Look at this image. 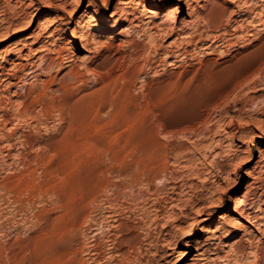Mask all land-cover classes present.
I'll list each match as a JSON object with an SVG mask.
<instances>
[{
    "label": "rangeland",
    "instance_id": "obj_1",
    "mask_svg": "<svg viewBox=\"0 0 264 264\" xmlns=\"http://www.w3.org/2000/svg\"><path fill=\"white\" fill-rule=\"evenodd\" d=\"M263 7L0 0V264H260Z\"/></svg>",
    "mask_w": 264,
    "mask_h": 264
},
{
    "label": "bare ground",
    "instance_id": "obj_2",
    "mask_svg": "<svg viewBox=\"0 0 264 264\" xmlns=\"http://www.w3.org/2000/svg\"><path fill=\"white\" fill-rule=\"evenodd\" d=\"M50 2L51 1H49V4H50ZM54 4V3H53ZM138 4H140V3H138ZM142 4V3H141ZM144 4V3H143ZM52 5V4H51ZM264 8V7H263ZM142 9V8H141ZM146 9V8H145ZM176 12L177 13H180L177 9H173V8H168L165 12H163V13H165V14H170L169 16H175L176 15ZM262 13V12H261ZM260 13V14H261ZM165 14H163V15H165ZM138 15V14H137ZM173 16V17H174ZM79 18V17H78ZM134 19V18H133ZM1 21H7V19L5 18V17H2L1 18ZM16 20H14V21H12V22H10L11 24L12 23H14ZM81 22H82V20L79 18V19H76V23H77V25H80L81 24ZM159 26V25H158ZM90 29V26L88 25V24H84L83 25V29H82V32L80 33V35L78 34V29L76 28V26H73L72 27V35L73 36H75V37H79V42H80V46L82 47V48H84V49H91V47L94 49V47L93 46H91V44H92V39H90V37H89V30ZM174 31V30H173ZM48 48V47H47ZM52 48V47H51ZM51 51L52 52H54L55 54H56V56L57 57H61L62 56V49L59 47V48H56V47H54V48H52L51 49ZM95 52V51H94ZM261 58V59H260ZM256 60H258L257 61V64L258 63H260V61L262 60V56L261 57H259L258 56V58L256 59ZM55 61V60H54ZM59 62V61H58ZM49 63V62H48ZM262 63V62H261ZM63 64V63H62ZM51 65V64H50ZM100 65V64H99ZM99 65L97 66V67H99ZM75 66V65H74ZM101 66V65H100ZM49 67V66H48ZM53 67V66H52ZM40 68V67H39ZM46 68V67H45ZM73 69L74 68H71L70 69V72H68V73H70L73 77L75 76V77H77V73L75 74V72L73 71ZM77 69V68H76ZM112 70V69H111ZM110 70V71H111ZM44 71H45V69H44ZM109 71V70H108ZM77 72V71H76ZM44 73V72H43ZM79 74V73H78ZM96 74V73H95ZM106 74H107V72H106ZM50 75V74H49ZM67 75H69V74H63V75H61L60 77H59V82H60V89H62V87L65 85V79H67L66 77H67ZM99 78V77H98ZM105 78V77H104ZM54 81V80H53ZM69 82V81H68ZM257 83H258V81H257ZM70 83H68V85H69ZM75 84V83H74ZM254 84V83H253ZM253 84H252V86H253ZM254 85H256V84H254ZM64 88V87H63ZM43 89H44V87H43ZM37 90V89H36ZM40 90H41V88H40ZM39 90V91H40ZM64 90V89H63ZM231 90V89H230ZM42 91H44V90H42ZM47 92V91H46ZM67 92H68V90H67ZM39 93H41V92H39ZM51 93V92H50ZM64 93V92H63ZM66 94H69V93H66ZM18 95V94H17ZM41 95V94H40ZM38 96V95H37ZM52 96V95H51ZM53 97V96H52ZM56 97V96H55ZM59 97V96H58ZM38 98V97H37ZM49 98V97H48ZM52 99V98H51ZM61 99V98H60ZM54 100H56V99H54ZM51 101V100H50ZM58 101V100H57ZM67 101V100H66ZM22 102V101H21ZM36 102V101H35ZM34 103V102H33ZM26 104V103H25ZM81 104V103H80ZM29 105V104H28ZM66 105V104H65ZM260 105V104H259ZM68 106V105H67ZM44 109H45V107H44ZM47 109V108H46ZM23 111V110H22ZM67 111V110H66ZM62 113V112H61ZM50 114V113H49ZM52 114V113H51ZM62 115H64V114H62ZM44 118V117H43ZM64 119H66V118H64ZM264 119V118H263ZM36 120V119H35ZM40 122V121H39ZM41 123V122H40ZM35 125V124H34ZM70 125H72V123H70V122H68V124H67V126L69 127ZM66 126V125H65ZM258 128H259V132L261 133V134H264V121L263 120H259V121H257V125H256ZM56 129V128H55ZM259 136H261V135H259ZM33 143V142H32ZM31 146H32V144H31ZM46 147V146H45ZM50 148V147H49ZM52 148V147H51ZM137 150H138V148H136ZM51 150V149H50ZM39 152V151H38ZM37 152V153H38ZM71 153V152H70ZM40 154V153H39ZM145 154V153H144ZM65 155V154H64ZM71 156V155H70ZM67 156H64V158H66ZM138 157V156H137ZM35 158V157H34ZM33 158V159H34ZM139 158V157H138ZM138 158H136V159H138ZM42 159V158H41ZM66 160V159H65ZM57 161V160H56ZM40 162V161H39ZM52 163V162H51ZM51 163H50V165H51ZM141 165V164H140ZM49 167V166H48ZM150 172H151V170H150ZM251 174V173H250ZM45 175L48 177V179L49 178H51L52 176H53V170L52 169H46V171H45ZM57 175V174H56ZM247 175L249 176V172H247ZM41 176V175H40ZM53 177H56V176H53ZM21 180V179H20ZM16 190H18V189H16ZM15 191V190H14ZM237 197H234V199L232 200V202L233 203H235V206H234V208L236 209V210H238V209H240V204L242 203V201H244V199L246 198V195L244 194V193H240V195H236ZM191 233H189V235H190ZM241 251V250H240ZM263 251V250H262ZM183 256V255H182ZM261 256V255H260ZM260 258V257H259ZM180 259V258H179ZM259 263V262H258ZM260 264H264V259H262L261 260V263Z\"/></svg>",
    "mask_w": 264,
    "mask_h": 264
}]
</instances>
